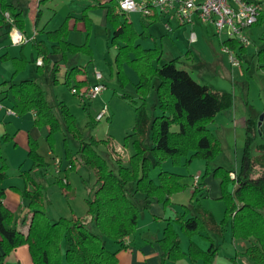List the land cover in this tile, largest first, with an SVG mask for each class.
I'll list each match as a JSON object with an SVG mask.
<instances>
[{
  "label": "trees",
  "instance_id": "trees-1",
  "mask_svg": "<svg viewBox=\"0 0 264 264\" xmlns=\"http://www.w3.org/2000/svg\"><path fill=\"white\" fill-rule=\"evenodd\" d=\"M18 1L20 0H0V29L5 31V35H10L14 29L25 32L24 5ZM28 1L26 0V3ZM46 1L48 0H39V4ZM92 1L95 3L93 8L106 10L107 22L113 27L111 41L118 49L116 61L122 86L129 83L123 72L125 64L138 76L135 88L140 102L138 104L137 101H132L135 104V125L133 134L126 137L135 138L134 154L128 166L119 162L118 171L114 172L98 153L101 144L107 142L94 138L85 139L77 126L76 118L67 106L63 103L57 107L50 106L39 83L31 80L19 84L11 83L7 90L0 92V95H4L3 100L8 97L13 99L12 111L17 116L24 117L35 112L34 126L46 129V141L51 149L54 135L59 131H65L75 139L79 144L78 155L81 163L91 169L97 177L93 198L87 199V218L72 217L51 221L45 212L48 201L44 177L39 173V170L46 168L48 164L38 154L37 141L30 138L28 156L33 162L32 167L22 175L23 188H10L27 203L31 214L27 230H18L15 214L4 205L8 164L2 155L0 144V237L3 249L0 264H4L7 257L22 246L28 247L33 264H118L117 252L106 247L105 239L121 244L136 231L142 210L153 202L169 206L171 198L187 188V184L183 182L184 176L163 170L164 163L171 161L177 166L182 159H188L186 164L196 159L208 163L213 162L222 152L220 140L209 126L216 121L220 113L233 106V96L199 84L188 71L178 67V59L161 64L162 53L159 47L144 49L136 43L139 39H146L148 27L162 19L156 13L144 17V30L137 33L127 18L128 14L119 11L120 0ZM6 14L11 21L7 19ZM83 21L85 26L90 28L91 20L87 14H84ZM263 24L264 22L260 21L255 27ZM67 31L68 22L65 21L60 29L48 34L51 47H47L44 41L33 44L38 57H42L43 66L39 70L41 73L49 62L50 55H61L62 60H66L68 55L90 53L87 45L78 46L66 41ZM221 46L235 51L240 60L247 53V48L235 41L221 42ZM256 54L258 68L264 69V48ZM9 59L14 63L15 78L25 69L27 59L22 51L19 57ZM77 72L83 73L84 70L76 67L67 70L68 82ZM155 81L158 82L156 92L161 114L151 118L146 106ZM92 84L94 81L87 78L77 81L75 87L83 88ZM55 108L59 109L61 121L56 116ZM96 123L98 122L94 121L88 126L94 127ZM261 136L259 120L247 119L240 170L224 171L217 168L214 171L215 177L222 178L221 199L225 204V213L221 222H217L213 214L202 208L201 204L192 208L186 206V212L175 221L190 237L209 232L224 238L230 228L234 240L249 243L245 255L252 264H264V144L257 145ZM254 150L257 153L255 156ZM68 157L71 160L70 171L76 170L80 162L70 154ZM156 169H159V174L155 181L151 173ZM231 173L236 175L235 179H231ZM205 177L199 179L197 187L194 188L192 202L198 199L199 195L204 196ZM57 183L64 187L65 193L68 188L70 190L68 182L64 184L62 179H59ZM230 183L234 185L233 191L228 190ZM140 195L144 197L143 202L138 198ZM92 225L97 228L99 234L92 231ZM205 238L210 241L207 251L192 242L189 251L183 252L180 236L174 226L169 224L159 241L162 264H174L185 257L194 263L202 260L204 264H214L218 245L211 237Z\"/></svg>",
  "mask_w": 264,
  "mask_h": 264
},
{
  "label": "rangeland",
  "instance_id": "rangeland-1",
  "mask_svg": "<svg viewBox=\"0 0 264 264\" xmlns=\"http://www.w3.org/2000/svg\"><path fill=\"white\" fill-rule=\"evenodd\" d=\"M13 1L16 2V0ZM18 2L24 5L25 30L31 33L35 29L39 41H44L47 47L52 45L48 39V34L60 29L63 23L67 21L66 41L78 46L87 45L90 48L89 54L68 55L66 60L60 62L59 69L53 70L51 63H46L44 73H41L37 71L35 66L38 54L31 47V51L27 55V64L21 73H27L29 79L36 80L42 86L50 106L57 107L61 103L67 106L76 118L77 126L85 139L94 138L100 142H107V144H101L98 153L107 161L111 170L117 172L119 162L123 166H128L134 154L133 142L135 138L127 139L126 137L133 134L135 125V104L132 101L135 100L138 104L140 102L135 88L138 76L128 64H125L123 72L129 79V83L122 86L118 78L119 69L116 61L118 49L112 44L113 27L107 22L105 10L93 8L92 6L95 3L92 0H48L36 6H31V1L26 3V0H20ZM37 3H39V0H37ZM84 14H87L91 20L90 28L84 24ZM68 17H71V19H68ZM127 18L130 22H133L132 24L137 33L143 32L142 20H144V17L142 15L128 14ZM147 25L149 26V23ZM163 25L164 22H160L149 26L147 38L139 39L136 43L144 49L159 47L162 53L161 64L178 59V67L188 71L199 84L209 86L223 93H229L234 99L233 106L220 113L216 121L209 126L222 145V152L213 162L205 163L196 159L186 164L188 159H182L177 166L168 161L164 163L162 168L165 171L184 176V182L187 184L186 190L190 188L195 174H201L202 178L206 176L205 179L210 180L212 185L211 194L204 191V196L199 195L198 199L193 202L191 199L186 200V197H179L176 194L173 196L175 201L171 199V205L164 206V204L159 203L167 210V216L162 221V225H165L162 236H164L165 229L171 224L180 236L182 249L188 252L192 243L191 239L197 237L207 241L208 245H206V250L204 249V251H207L210 247V241L205 236L210 237L209 232L190 237L182 231L181 226L175 221L183 212H186V206L192 208L198 204H201L202 208L208 212L211 211L217 222L222 221L225 213V204L221 199L223 195L222 178L220 176L215 177L214 171L217 168H222L224 171L238 172L240 170L245 143L243 120L249 118L259 120L262 136L257 145L264 144V69L258 68L256 59V50L259 51L264 48V40L261 39L264 34V27L258 26L251 30L249 37L252 44L247 48V56L241 58L240 67H232L228 55L223 53L221 46L223 39L218 38L211 27L196 22L193 26H181L171 37L165 36L162 38L161 35L164 34ZM192 33L196 36L194 43H190ZM18 54L20 56V51H18ZM74 67L80 68L84 72H77L76 76L68 82L67 70ZM95 72L102 75L103 83L107 89L92 102H83L79 96L72 93V88L79 80L87 78L93 80ZM157 84L158 82L155 81L146 106L151 118L161 114L158 108ZM6 105V107L11 108L8 104ZM105 108L109 111L110 118H105L103 121L96 123L94 127H89L88 124L96 121L98 114ZM55 113L61 121L58 108H55ZM15 121L10 119L7 120L6 124L9 127ZM27 121L28 124H31L30 118L27 117ZM27 129L25 125L20 126V128H15L13 125L11 129L9 128V133L13 135L15 131H26ZM36 129L40 132V136L35 140L38 143V154L48 164L46 168L39 170L40 175L44 177L46 187L45 195L48 201L45 208L46 215L53 222L62 218H87V199L93 198L97 177L91 169L84 167L81 163L78 155V142L68 136L65 131H59L54 135L53 149H51L46 141V129L37 127ZM0 133L3 132L0 130ZM12 137L7 139L3 138V134H0L2 155L8 164V180L4 185L6 187L22 185L21 178L24 180L22 175L28 172L33 164L28 156V151L20 140H14ZM69 154L80 162L77 164L79 169L70 171L71 160L68 157ZM253 155H257L255 150ZM56 161L60 163L59 174H56ZM207 170L208 174H206ZM66 171L70 184V190L68 188V192H66L68 195L64 192V187L57 183L59 179L66 176ZM233 188L234 185L230 183L228 190L233 191ZM212 192L214 195L220 192L221 197L219 199L214 198ZM209 201L212 203L210 206L207 204ZM172 209L174 210L172 211ZM145 211L146 209L140 212L136 231L131 237L138 233L140 224L142 230L145 228L146 232L156 230L157 225L150 227L145 226L143 223ZM20 215L21 213H18L17 218ZM91 229L97 234L98 230L95 226ZM232 241V231L228 228L222 243L218 246L217 257L218 255L225 256L227 252L233 251ZM105 242L106 247L111 250L119 246L110 239H105ZM189 260L194 264L190 258ZM199 261L203 262L202 260L197 262Z\"/></svg>",
  "mask_w": 264,
  "mask_h": 264
},
{
  "label": "crops",
  "instance_id": "crops-1",
  "mask_svg": "<svg viewBox=\"0 0 264 264\" xmlns=\"http://www.w3.org/2000/svg\"><path fill=\"white\" fill-rule=\"evenodd\" d=\"M30 1H31L30 3L31 6H36L39 4L37 3V0L35 1L29 0V2ZM104 1H108V0H104ZM131 14H137V13H131ZM160 22L161 23L164 22V25H165L166 20L160 19L158 23ZM171 23H172L174 31L172 33H168L165 30L164 25H163L164 34L161 35L162 38L165 36L166 37L173 36L176 30L181 27L175 21H171ZM253 28H251L248 31V36H249V33L252 32L251 30ZM23 35L26 38L32 39V40L26 45L15 46L12 44L10 36L5 35V31L0 29V92L7 90L11 83L19 84L27 80L37 82L36 80L29 79L28 74L25 72L20 73L16 78L13 77L15 68H14L12 61L9 60V57H19L18 51H20V54L22 51V54L25 55L27 59V55L30 53L31 47H33V44L39 41L38 35L35 29L31 33L25 30ZM261 39L264 40V34L262 35ZM256 51H257L256 53H258V50ZM5 56H7V58ZM246 56H247V53L243 57H246ZM40 59H42V57ZM37 60H39L38 56L35 61V66L37 68V71H39L41 70V67H38L36 65ZM61 61H63L61 55H50L49 56V62L53 66V70L60 68L59 64ZM42 73H44V69L42 70ZM92 81H94V78ZM3 97L4 95H0V130L3 132L0 134H3V138L11 139V137L14 136L12 137L14 140L18 141L19 139L22 145L24 146V148L29 152V139L32 138L33 140H37L38 137L40 136L39 130H37L36 127L33 126L36 114L35 112H31L22 118H20L17 115H9L7 111L12 110L13 99L11 97H8V99L3 100ZM6 104L11 106V108L6 107L7 106ZM27 117L30 118L31 124H28ZM10 119H14L16 121L14 123H11L10 126L8 127V124L6 123H7V120H10ZM246 120L247 119L243 120L242 122L244 126V130H245ZM13 125L15 126V128L16 127L20 128V126L25 125L28 129L26 131H20V130L15 131V134L11 135V133H9V128L11 129ZM77 169H79V167L76 168V170ZM158 174H159V169L151 173L152 179L157 180L156 178ZM200 175L201 174H195L192 180V184L190 185V188H188L184 193L177 194V196L186 197V200L191 199V195L195 188L194 187L195 177H199V179H201L202 177ZM65 178L68 182L67 177ZM21 182L23 183L22 185H20L21 187L20 186H7V187L4 186L6 188V198L4 200V205L15 214L16 221H17L16 227L18 228V230L25 231L27 230L29 226V222L31 220V214L27 208V203L22 200L19 194L15 193L14 191L10 189L11 187L23 188L24 180H22V178H21ZM204 183H205V186L203 190L210 192L211 194L212 185L210 183V180L205 179ZM212 195L214 198H218V199L221 197L220 192L216 193L215 195L212 192ZM138 198L141 200V202H143L144 197L142 195L138 196ZM171 199L172 201H175L174 197H172ZM207 204L209 206L210 204L212 205L210 201L207 202ZM173 210L174 209H172V211ZM193 212L192 214L195 213ZM18 213H21V215L17 218ZM166 216H167V210L165 207H163L161 204L157 202L151 203L150 206L146 208L145 214L143 216V223L145 224V226H150V227H152L153 225H157L156 230H148V232H146L145 228L142 230L141 228L142 225L140 224V227H138L139 229L137 231L138 233L136 235L125 238L121 242V244L117 243L119 246H117L113 250L109 249L110 251L117 252L118 264H162V250L159 247V241L163 237L162 230L165 225H162L163 223L162 221L164 218H166ZM91 227H93V225ZM97 234H99L98 231H97ZM210 237L213 238L214 242L218 246L223 241V238H219L213 233H210ZM191 241L195 243L197 246L201 247L203 250L206 248V245H208L207 241L205 240L203 241L201 239H198L197 237H193ZM232 243L234 247V248L232 247L233 251L227 252L225 256L218 255L214 264H252L245 255V251L248 248L249 243L244 242V241L234 240V239ZM105 245L107 246L106 242H105ZM182 250L183 252H186V250L184 249ZM2 255H3V249H2L1 237H0V257ZM4 264H32L28 248L26 246H23V247L18 248L16 251L12 252L7 257ZM175 264H193V263H191L188 257H185L182 260H179L178 262H176ZM194 264H204V263L199 261Z\"/></svg>",
  "mask_w": 264,
  "mask_h": 264
},
{
  "label": "built area",
  "instance_id": "built-area-1",
  "mask_svg": "<svg viewBox=\"0 0 264 264\" xmlns=\"http://www.w3.org/2000/svg\"><path fill=\"white\" fill-rule=\"evenodd\" d=\"M119 11L127 14L137 13L143 17L156 13L166 20L164 28L168 33L174 31L171 21L177 22L179 26H193L198 22L211 27L214 34L223 39L222 42L231 40L246 48L252 44L248 31L260 21L264 22V0H121ZM6 17L10 20L8 14ZM9 36L15 46L28 44L32 40L16 29L12 30ZM195 41L196 36L192 33L190 43ZM223 53L228 55L232 67H240V59L235 51L226 47L223 48ZM36 65L42 67V59L37 60ZM106 89L102 75L95 72L94 84L83 88L74 86L72 93L79 96L83 102H92ZM7 113L16 115L12 110H8ZM105 118H110L106 108L98 114L96 121L101 122ZM56 163V174H59L60 163L58 161ZM230 177L235 179L236 175L231 173ZM62 181L64 184L67 183L65 177ZM198 182L199 177H195V187Z\"/></svg>",
  "mask_w": 264,
  "mask_h": 264
},
{
  "label": "water",
  "instance_id": "water-1",
  "mask_svg": "<svg viewBox=\"0 0 264 264\" xmlns=\"http://www.w3.org/2000/svg\"><path fill=\"white\" fill-rule=\"evenodd\" d=\"M259 126H260V124H259Z\"/></svg>",
  "mask_w": 264,
  "mask_h": 264
}]
</instances>
